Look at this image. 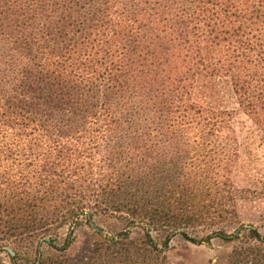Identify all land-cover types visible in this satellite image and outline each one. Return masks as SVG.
<instances>
[{"label": "trees", "instance_id": "16d2710c", "mask_svg": "<svg viewBox=\"0 0 264 264\" xmlns=\"http://www.w3.org/2000/svg\"><path fill=\"white\" fill-rule=\"evenodd\" d=\"M237 109L264 138V0H0V264H48L84 221L112 250L145 228L147 253L235 214ZM237 229L204 238L264 242Z\"/></svg>", "mask_w": 264, "mask_h": 264}, {"label": "rangeland", "instance_id": "374dc122", "mask_svg": "<svg viewBox=\"0 0 264 264\" xmlns=\"http://www.w3.org/2000/svg\"><path fill=\"white\" fill-rule=\"evenodd\" d=\"M225 99L229 106H237L229 92L225 94ZM233 124L235 135L241 142L240 153L245 166L234 179L237 185L249 190L244 197H237L235 214L223 220H201L189 227L181 226L169 236L168 247L159 242L157 250L148 249L147 253L139 246L145 228L131 227L129 237L123 244H118V247L115 245L117 249L112 250L101 246L96 229L84 221L75 229L72 243L64 251L51 249L44 243L40 246L41 242L39 243L41 250L48 255V264H159L162 258L166 264H228L231 261H234V264H264V242L244 239L242 235L239 240L232 242H226L220 237H212L208 241L204 238L206 234H212L213 230L220 229L229 234H236L241 225L254 226L264 234V138L259 128L241 110H236ZM93 220L94 224L108 235L124 229V222L115 216L96 213ZM148 227L151 229L149 224ZM155 228L158 230L151 229V232L155 236L159 234V240L170 231H165L164 226L157 225ZM67 231V226L60 228L59 235L64 237ZM182 231L188 232L190 238H203V241L197 243L185 238L181 234ZM12 245L13 243L8 247ZM36 245L37 242L33 246L29 244L18 250L22 256H26L25 252L36 255ZM99 248L102 249V256L97 252ZM127 249H131V261L128 259ZM103 252L111 254L110 259L109 256L106 259L105 255L108 254ZM1 257L5 264H10L8 252L2 251ZM100 257L104 258L98 260Z\"/></svg>", "mask_w": 264, "mask_h": 264}]
</instances>
